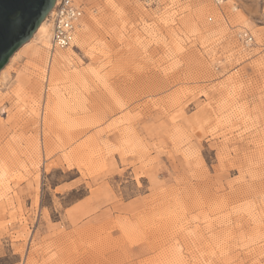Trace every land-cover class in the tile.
<instances>
[{
	"label": "rangeland",
	"instance_id": "rangeland-1",
	"mask_svg": "<svg viewBox=\"0 0 264 264\" xmlns=\"http://www.w3.org/2000/svg\"><path fill=\"white\" fill-rule=\"evenodd\" d=\"M84 6L65 105L0 79V264H264V0Z\"/></svg>",
	"mask_w": 264,
	"mask_h": 264
},
{
	"label": "bare ground",
	"instance_id": "bare-ground-1",
	"mask_svg": "<svg viewBox=\"0 0 264 264\" xmlns=\"http://www.w3.org/2000/svg\"><path fill=\"white\" fill-rule=\"evenodd\" d=\"M193 8L196 10L195 13H197V14L205 12V5H203V4H199V5L197 4ZM189 9H191V8H189ZM234 11H236V9H234ZM48 16L40 24V26L38 27V29L34 33V36H32L34 38L30 39L29 42H27L25 45L22 46V47L29 46L34 39L37 40L36 43H34L31 46H29L26 49V51L24 52V55H27V59H28V62H27L28 64H26L27 66L25 67V70L30 71V73L29 74L28 73H23L21 76H19L18 81H16L17 82L16 83V89H15L16 91L15 90L14 91L16 93H18L17 94V95H19V96H17L18 99H20L21 96H23V94L26 93V92H29L30 95L31 94L35 95V96L39 95L40 86H39V83L37 81V78L39 79L42 76L41 74H43V72L45 74V72H46V74H45L46 81H48V84H50L52 86V91H51V95H50L52 100L50 101V103H52V106L56 105V107H57V105H58V108L59 107L61 108L63 105H65V101L63 100L62 91L58 90L57 87H58V84L61 82V80L63 78L62 77V70H63V68L65 66L69 65L68 63L71 60V58H70L69 51H67V49H66V51L65 50H63V51H60V50L53 51L51 49V44H50V23H49ZM189 21L190 20L186 19V20L183 21V24L186 27H190L191 23ZM84 28H85L84 24H81L79 27L76 28V31L73 34V42L79 40L80 38H82L85 35V31L83 33ZM17 53L13 54V56L10 58V60H9V62L7 64V66L9 65V63L14 61L15 56L17 55ZM16 58H18V57H16ZM7 66H5L0 71V79H4L5 78V69H6ZM21 90H23V93L21 92ZM19 92H21L22 94H20ZM32 97L34 98V96H32ZM8 109L9 108L4 107L3 105H0V120L1 119H5ZM2 115H4V118H1Z\"/></svg>",
	"mask_w": 264,
	"mask_h": 264
},
{
	"label": "water",
	"instance_id": "water-1",
	"mask_svg": "<svg viewBox=\"0 0 264 264\" xmlns=\"http://www.w3.org/2000/svg\"><path fill=\"white\" fill-rule=\"evenodd\" d=\"M56 0H0V71L32 38Z\"/></svg>",
	"mask_w": 264,
	"mask_h": 264
},
{
	"label": "built area",
	"instance_id": "built-area-1",
	"mask_svg": "<svg viewBox=\"0 0 264 264\" xmlns=\"http://www.w3.org/2000/svg\"><path fill=\"white\" fill-rule=\"evenodd\" d=\"M85 0H56L48 18L50 23V44L51 49L66 50L73 48V34L84 14ZM145 6H154L157 0H139ZM182 1V0H176ZM220 5L223 0H212ZM238 37L245 45L253 43L252 38L245 33H239Z\"/></svg>",
	"mask_w": 264,
	"mask_h": 264
}]
</instances>
